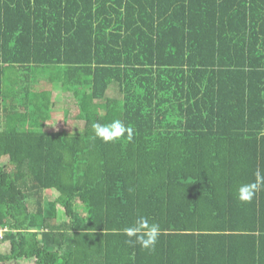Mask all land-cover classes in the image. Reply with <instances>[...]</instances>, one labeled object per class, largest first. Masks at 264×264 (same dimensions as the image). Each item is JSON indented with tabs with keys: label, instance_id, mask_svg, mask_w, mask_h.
<instances>
[{
	"label": "trees",
	"instance_id": "1",
	"mask_svg": "<svg viewBox=\"0 0 264 264\" xmlns=\"http://www.w3.org/2000/svg\"><path fill=\"white\" fill-rule=\"evenodd\" d=\"M257 170L264 0H0V264H264Z\"/></svg>",
	"mask_w": 264,
	"mask_h": 264
},
{
	"label": "clouds",
	"instance_id": "2",
	"mask_svg": "<svg viewBox=\"0 0 264 264\" xmlns=\"http://www.w3.org/2000/svg\"><path fill=\"white\" fill-rule=\"evenodd\" d=\"M95 136L105 142L115 141L127 133V139L131 141L134 129L126 127L119 120H114L110 124H93ZM264 190V174L259 170L255 173V180L251 183L241 184L237 190V198L241 202L250 203L256 194ZM124 233L129 238V243H138L144 249H154L161 235V228L158 223L150 222L145 216L137 218L133 226L124 229Z\"/></svg>",
	"mask_w": 264,
	"mask_h": 264
},
{
	"label": "rangeland",
	"instance_id": "3",
	"mask_svg": "<svg viewBox=\"0 0 264 264\" xmlns=\"http://www.w3.org/2000/svg\"><path fill=\"white\" fill-rule=\"evenodd\" d=\"M52 88L54 90L53 93V98L54 99H60L62 97L63 91H62V86L60 82H56L55 84L52 85ZM31 124L34 126H43L48 129H55L57 126H55L53 123H48L44 120V117L42 114H39L38 116L32 118ZM59 125V124H57ZM60 126V125H59ZM46 196H54L57 195V192L54 190H48ZM32 263L31 261H22L20 264H29Z\"/></svg>",
	"mask_w": 264,
	"mask_h": 264
},
{
	"label": "built area",
	"instance_id": "4",
	"mask_svg": "<svg viewBox=\"0 0 264 264\" xmlns=\"http://www.w3.org/2000/svg\"><path fill=\"white\" fill-rule=\"evenodd\" d=\"M6 230V228H2L0 226V237H3L4 231Z\"/></svg>",
	"mask_w": 264,
	"mask_h": 264
}]
</instances>
